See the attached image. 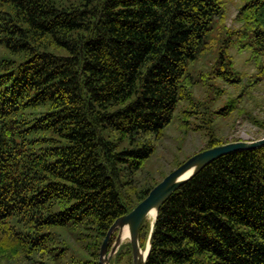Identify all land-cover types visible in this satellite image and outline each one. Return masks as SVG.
<instances>
[{
    "label": "trees",
    "instance_id": "obj_1",
    "mask_svg": "<svg viewBox=\"0 0 264 264\" xmlns=\"http://www.w3.org/2000/svg\"><path fill=\"white\" fill-rule=\"evenodd\" d=\"M229 1L0 0V264H98L112 223L158 183L146 162L180 104V122L209 126L200 151L227 143L212 115L245 111L264 79V0H240L236 29ZM145 264H264V146L167 197Z\"/></svg>",
    "mask_w": 264,
    "mask_h": 264
},
{
    "label": "rangeland",
    "instance_id": "obj_2",
    "mask_svg": "<svg viewBox=\"0 0 264 264\" xmlns=\"http://www.w3.org/2000/svg\"><path fill=\"white\" fill-rule=\"evenodd\" d=\"M241 5L240 0L229 1L226 4L227 14L225 19L226 28H238L240 24L235 20L238 7ZM232 61L239 71L254 72L253 64L249 62V55L247 53H239L236 49L231 50ZM203 65V63H201ZM197 63L193 66L192 71L195 75L198 70L205 71V68L200 69ZM197 67V68H196ZM231 94L236 92L228 88ZM195 98L202 100L205 96V90L201 85H198L193 91ZM186 103L180 104L175 112L174 120L170 126L164 131V136L158 143V146L146 162V169L152 174L155 181L160 182L167 174L176 168V163H182L193 154L199 152L205 144L207 139V128L199 117H194L190 120L188 125L186 121H179L181 118L180 111L186 108ZM222 103L212 105L211 111H216ZM242 107L245 111L240 114L236 113L229 118H224L221 115H212L211 130L216 139L220 141L235 142L245 141L252 142L264 138V129L254 124L251 116L257 120L264 122V79L258 86V89L253 93L252 98L243 102ZM188 109V108H187ZM186 110V109H184ZM196 126L200 127L199 129ZM150 222V218L147 220ZM124 236V235H123ZM128 238L122 240L121 248L118 254H115L110 263L112 264H132L126 252ZM111 245L108 246V250Z\"/></svg>",
    "mask_w": 264,
    "mask_h": 264
},
{
    "label": "water",
    "instance_id": "obj_3",
    "mask_svg": "<svg viewBox=\"0 0 264 264\" xmlns=\"http://www.w3.org/2000/svg\"><path fill=\"white\" fill-rule=\"evenodd\" d=\"M263 146L264 138L252 142L235 141L199 151L187 158L158 182L129 213L117 218L112 223L101 243L98 264H110L112 257L122 244L124 229L128 233L125 238H128L132 264H145L152 243L157 213L164 200L218 158L231 153L252 151ZM151 212L154 213L152 218H150ZM148 218H150L149 231L142 248L139 243L138 232L143 221L148 220ZM114 232H116V237L108 250L110 237Z\"/></svg>",
    "mask_w": 264,
    "mask_h": 264
},
{
    "label": "bare ground",
    "instance_id": "obj_4",
    "mask_svg": "<svg viewBox=\"0 0 264 264\" xmlns=\"http://www.w3.org/2000/svg\"><path fill=\"white\" fill-rule=\"evenodd\" d=\"M153 215H154V213H153V212H151V213H150V218H152V217H153ZM127 234H128V233H127V230H125V229H124V230H123V232H122V238L126 237V236H127ZM123 235H124V236H123Z\"/></svg>",
    "mask_w": 264,
    "mask_h": 264
}]
</instances>
